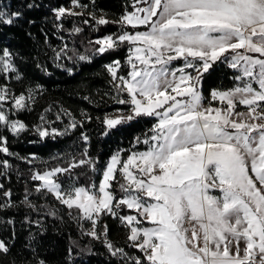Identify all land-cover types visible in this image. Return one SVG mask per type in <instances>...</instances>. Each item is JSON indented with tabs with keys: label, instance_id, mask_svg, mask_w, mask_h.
Here are the masks:
<instances>
[{
	"label": "snow or ice",
	"instance_id": "obj_1",
	"mask_svg": "<svg viewBox=\"0 0 264 264\" xmlns=\"http://www.w3.org/2000/svg\"><path fill=\"white\" fill-rule=\"evenodd\" d=\"M85 31L97 34L81 50ZM97 61L110 111L57 101L54 119L52 105L22 118L47 91L39 74ZM220 66L232 85L206 88ZM134 125L127 147L121 135L94 148L93 132ZM28 133L73 146L47 159L13 151ZM0 157V264H52L49 245L72 224L70 264H264V0H124L118 14L97 0H0ZM13 208L25 209V241Z\"/></svg>",
	"mask_w": 264,
	"mask_h": 264
},
{
	"label": "trees",
	"instance_id": "obj_2",
	"mask_svg": "<svg viewBox=\"0 0 264 264\" xmlns=\"http://www.w3.org/2000/svg\"><path fill=\"white\" fill-rule=\"evenodd\" d=\"M60 2L67 5L69 4L70 0H60ZM84 2L87 3L89 0H84ZM97 3L102 4L110 11L118 14L121 6L124 3V0H97ZM76 22L79 23V20ZM67 26H71V21L68 22ZM48 27L51 29L52 26L49 24ZM114 30L115 26L113 25L101 26V31L98 34L103 35L106 31ZM95 34L97 33L85 31L83 36L76 39L77 46L81 47V50H83L81 41L90 39L91 36ZM65 35H67V33H65ZM51 40L54 44L60 43L56 36H52ZM72 40L73 37H69L68 43L71 44ZM103 62L104 61H97L93 63L81 62L83 67L78 66L77 72L72 76H69L66 72H63L60 69H55V74L50 77L39 74V82L45 85L47 91L41 97H39V103L37 105L36 111L32 112L30 115L24 114L22 118L26 121H35L39 111L47 109L49 105H52L51 118L54 119L57 101H62L64 104L72 107L76 111H78L81 107L88 108L94 116L100 114L102 111H110L114 105L106 103L108 98L102 96L103 92L107 91L108 88L106 83L107 77L105 75L99 74L102 72L101 64ZM231 74V69H228L226 66H220L218 67L217 71L213 73L212 78L206 79L205 87L207 88L209 86L219 85L229 87L232 85V81L230 79ZM77 93H79V95H77ZM89 93L95 97V104H89L88 101L82 98L84 95ZM101 99H103L105 103H100ZM56 123L59 125V122ZM139 130V126L135 125L132 128L125 127L120 135H114L112 137L105 138H100L95 132H93L94 148L100 152L108 153L110 148H114L116 143L121 141V135L123 137L121 146L127 147L131 136ZM73 139L74 138H58L56 140H39V138L34 134L28 133L18 139H15L12 149L21 155H27L29 152H38L42 157L47 159L49 155H56L59 152L68 151L73 146ZM11 160L14 165L18 166L22 176H26V169L28 167L26 162L15 157H12ZM11 175L13 177L12 187L14 189V198L22 200L24 181L23 179L19 181L16 180L15 171H13ZM5 183H7V181H5ZM24 211L25 209L23 208H13L8 210V213L12 216H15L17 219L16 229L19 239L25 237L24 233L28 231L26 227L22 228L20 224V221L23 220L22 213ZM4 215V212H0V216ZM109 227L112 233L111 238L122 241L124 238V233L119 229L117 223L109 219ZM69 232H71L73 238L79 237V233L76 230L74 224H72L70 228H65L59 237L63 241L62 243L67 245V247L70 244L68 239ZM81 240L84 244L89 242L87 237L81 238ZM97 247L99 248L100 245L97 244ZM82 259L85 260L84 264H88L87 258ZM91 264H98V259H93Z\"/></svg>",
	"mask_w": 264,
	"mask_h": 264
},
{
	"label": "rangeland",
	"instance_id": "obj_3",
	"mask_svg": "<svg viewBox=\"0 0 264 264\" xmlns=\"http://www.w3.org/2000/svg\"><path fill=\"white\" fill-rule=\"evenodd\" d=\"M24 236L25 237H23L22 239L20 238L21 241L26 240L27 231L24 233ZM62 242L63 241L59 237L58 242L55 240L53 241L55 247H53L51 244L49 245V252L51 253L52 264H70V262H68L67 253H66L67 245L63 244ZM84 263L85 260H83V264Z\"/></svg>",
	"mask_w": 264,
	"mask_h": 264
}]
</instances>
